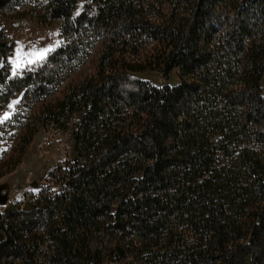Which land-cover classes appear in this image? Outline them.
I'll return each instance as SVG.
<instances>
[{
    "label": "trees",
    "instance_id": "1",
    "mask_svg": "<svg viewBox=\"0 0 264 264\" xmlns=\"http://www.w3.org/2000/svg\"><path fill=\"white\" fill-rule=\"evenodd\" d=\"M40 1L41 22L80 40L93 24L100 46L51 100L33 70L7 79L0 65V106L33 82L40 98L0 176L39 124L69 130L75 155L49 172L55 192L3 204L0 264H264V0H95L93 15ZM13 47L0 27L1 63ZM173 67L174 85L130 74Z\"/></svg>",
    "mask_w": 264,
    "mask_h": 264
},
{
    "label": "rangeland",
    "instance_id": "2",
    "mask_svg": "<svg viewBox=\"0 0 264 264\" xmlns=\"http://www.w3.org/2000/svg\"><path fill=\"white\" fill-rule=\"evenodd\" d=\"M41 3L40 0H19L0 13V27L14 42L7 62H0V65L7 63V79L22 76L25 71L33 70L32 76L36 82L45 85L46 93L41 97L51 100L61 96L71 79L77 76L84 77L92 72L100 46V36L94 31L93 24H83L87 28L85 30L81 28L80 40L71 34L74 27L67 32L63 31L64 22L60 17L41 22L37 14ZM79 8H82L86 15H93L97 2L84 0L75 11ZM21 10L25 13L18 14ZM72 40L78 43L77 50L69 61L62 60L65 57L57 49ZM40 53H43L42 58L38 57ZM178 73V67H173L165 76L158 69L130 72L153 85L177 84ZM49 74H53L55 79H50ZM34 83L28 86L33 87ZM6 86L0 85V88L5 89ZM28 86L15 90L3 106H0V158L8 157L14 137L25 124L31 107L37 105L40 99L38 92L28 90L30 89ZM74 119L77 120L76 116ZM259 148L264 150L263 146ZM74 157L73 139L69 130L54 126L52 123L39 124L20 162L0 176V209L4 203L14 201L23 203L30 200L45 187L51 193L55 192L60 188L56 183L61 182L56 177L48 175L49 172L59 163L62 164L66 160L71 162ZM3 195L5 199L1 201ZM187 232L186 230V235ZM1 235L3 233L0 230ZM127 259H131V254H128Z\"/></svg>",
    "mask_w": 264,
    "mask_h": 264
},
{
    "label": "snow or ice",
    "instance_id": "3",
    "mask_svg": "<svg viewBox=\"0 0 264 264\" xmlns=\"http://www.w3.org/2000/svg\"><path fill=\"white\" fill-rule=\"evenodd\" d=\"M38 57L42 58L43 57V53L38 54Z\"/></svg>",
    "mask_w": 264,
    "mask_h": 264
},
{
    "label": "water",
    "instance_id": "4",
    "mask_svg": "<svg viewBox=\"0 0 264 264\" xmlns=\"http://www.w3.org/2000/svg\"><path fill=\"white\" fill-rule=\"evenodd\" d=\"M5 198H4V195H3V197H2V199H1V201H3Z\"/></svg>",
    "mask_w": 264,
    "mask_h": 264
}]
</instances>
